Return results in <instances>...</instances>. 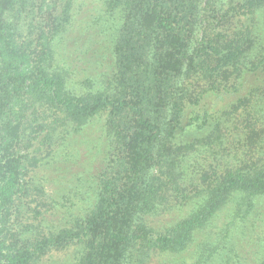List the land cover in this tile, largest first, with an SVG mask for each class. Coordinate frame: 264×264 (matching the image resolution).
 I'll return each mask as SVG.
<instances>
[{"label": "trees", "instance_id": "obj_1", "mask_svg": "<svg viewBox=\"0 0 264 264\" xmlns=\"http://www.w3.org/2000/svg\"><path fill=\"white\" fill-rule=\"evenodd\" d=\"M84 5L0 0V264H158L264 195V0H95L77 27ZM96 121L75 200L22 203Z\"/></svg>", "mask_w": 264, "mask_h": 264}, {"label": "rangeland", "instance_id": "obj_2", "mask_svg": "<svg viewBox=\"0 0 264 264\" xmlns=\"http://www.w3.org/2000/svg\"><path fill=\"white\" fill-rule=\"evenodd\" d=\"M80 1L85 2L84 9H88L82 12L78 11L75 18L77 27L90 18L88 14L95 5V0ZM259 27V34L263 36L264 25L259 23ZM68 43L64 41L61 44L60 53L63 57L72 51L73 46L70 43V47ZM79 58H84L81 49L77 51L74 60L71 59V62L75 63ZM82 131L78 135L75 133L71 136L69 143L61 151L48 153L45 160H54L55 164L53 162L51 164H39L40 167L32 168L31 172L29 168L25 180L32 184V190L27 201L22 199V203L30 202L31 206L38 204V206L47 208L41 203L42 201L46 203L52 201L54 204L53 201L56 200L65 203L68 207L70 200H75L73 195L76 194L78 188L82 189V181L88 179L84 176L86 173H92L98 164L99 155L95 152L100 142L99 135L102 134L99 121L91 123ZM90 140H92L91 145L94 143L96 147L88 149ZM62 158H67V162H62ZM41 185L42 197L37 195L36 191V189L40 191ZM233 209L234 207L230 204L218 213L211 224L198 234V239L182 251L165 253L157 256L155 260L160 264H255L264 254V195L257 199L255 208L247 216L241 217L233 212ZM170 214L173 213L165 215L157 224L153 225L165 223L166 219L173 218L169 216ZM176 214L181 213L177 212ZM224 233H227V236H225L223 243L220 237ZM72 255L73 250L68 249L56 253L52 258L54 261H61ZM52 258H48L45 262L51 264L52 261L55 264Z\"/></svg>", "mask_w": 264, "mask_h": 264}]
</instances>
